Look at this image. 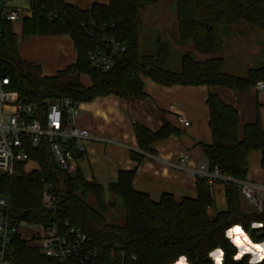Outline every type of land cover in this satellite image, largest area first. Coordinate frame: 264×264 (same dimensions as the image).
<instances>
[{
	"label": "trees",
	"instance_id": "obj_1",
	"mask_svg": "<svg viewBox=\"0 0 264 264\" xmlns=\"http://www.w3.org/2000/svg\"><path fill=\"white\" fill-rule=\"evenodd\" d=\"M158 2L109 0L108 4L94 2L81 8L65 0H32L33 15L21 21L22 37L69 35L77 50L76 62L52 76H43L39 65L20 57L14 22L0 18V73L8 78L7 89L39 105L41 113L48 100L62 97L90 102L116 95L145 101L144 78L162 86L207 85L233 90H245L264 80V64L238 76L228 73L224 58L218 56L225 47L224 34H242L249 28L264 32V0H175L176 42L187 49L181 55L179 71L168 68L171 47L162 37L155 40L154 53L142 52V14ZM104 34L124 50L114 52L113 44L103 40ZM97 48L118 56L109 69L96 67L89 59L88 51ZM192 52L211 57L198 60ZM82 76L90 79L89 87L82 84ZM207 105L211 142L199 145L209 172L218 168L233 179L217 180L225 184L226 211L209 214L214 203L209 175L197 174L195 198L176 200L164 193L154 201L134 188L136 169L121 170L106 194L104 185L85 177L79 155L68 170H61L44 142L29 150L38 168L26 171V164L20 163L13 174L0 175V194L10 198V217L16 225L68 221L86 233L90 246L96 248L93 264H174L181 255L191 264H214L209 254L217 248L224 253L222 264H249L250 253L234 259L239 247L226 233L239 225L252 244L264 243V210L246 212L237 186V181L247 179L251 152H260L264 171V125L258 119L241 130L238 110L216 93H209ZM134 132L138 152L133 151L132 157L138 162L144 154H155L157 142L179 134L171 123L156 132L136 123ZM45 191L56 200L53 210L44 205ZM118 204L125 209L121 225L110 217ZM254 223L260 227L253 228ZM11 245L16 264H58L19 232L13 235Z\"/></svg>",
	"mask_w": 264,
	"mask_h": 264
},
{
	"label": "crops",
	"instance_id": "obj_2",
	"mask_svg": "<svg viewBox=\"0 0 264 264\" xmlns=\"http://www.w3.org/2000/svg\"><path fill=\"white\" fill-rule=\"evenodd\" d=\"M65 1L81 8H87L94 2L109 3V0ZM21 28V22H14L20 57L39 65L43 76L55 75L76 62L77 50L69 35L23 38ZM81 82L85 87L91 85L87 76H82ZM144 91L148 95L145 101L108 95L90 102H80L78 122L90 131V138L85 143V153L78 156L79 166L88 180H96L104 185L106 194L108 186L117 180L121 170L136 169L134 188L148 194L154 201H159L164 193L172 194L176 200L195 198L198 167L208 162L199 143L211 142L207 105L209 93L218 94L225 103L238 110L241 130L258 119L264 125V91L256 86L245 90L207 85L162 86L150 78H144ZM180 117L187 119L189 124L179 122ZM136 123L154 132L164 124L171 123L179 134L157 142L154 145L155 154H144L143 160L138 162L132 157L133 151L138 152L134 132ZM184 153L190 157L188 166L175 168L173 163ZM260 159L258 151L249 155L247 179L258 183L264 182ZM212 194L214 203L209 210L212 213L226 211L225 184L215 181Z\"/></svg>",
	"mask_w": 264,
	"mask_h": 264
},
{
	"label": "built area",
	"instance_id": "obj_3",
	"mask_svg": "<svg viewBox=\"0 0 264 264\" xmlns=\"http://www.w3.org/2000/svg\"><path fill=\"white\" fill-rule=\"evenodd\" d=\"M20 1H25L26 4ZM31 1L0 0V18L21 22L26 17H31ZM103 40L112 43L116 53L124 50L123 46L107 34H104ZM113 55L114 53L109 54L99 48L88 51L93 65L104 70L111 67ZM8 83V78L0 73V171L13 174L16 164L35 162L29 150L44 142L48 143L55 164L61 170H68L75 155L85 153V143L90 138V131L78 122L80 102L70 97L48 100L45 109L40 113L39 105L21 98L18 92L7 89ZM255 86L264 91V80L258 81ZM179 122L189 124L184 117H180ZM189 162V155L184 153L173 166L184 169ZM197 174L209 175L211 192L215 181L233 180L231 176L222 174L218 168L209 172L208 162L198 167ZM237 186L242 197L256 211L264 210V182L245 179L237 181ZM43 201L47 209L55 208L56 200L47 191L44 192ZM9 204V196L0 194V264H16L11 240L15 233H20L21 226L26 224L16 225L9 215ZM34 226L38 229L29 239V243L58 264H93L96 259L97 250L90 246L89 236L71 226L68 221Z\"/></svg>",
	"mask_w": 264,
	"mask_h": 264
},
{
	"label": "rangeland",
	"instance_id": "obj_4",
	"mask_svg": "<svg viewBox=\"0 0 264 264\" xmlns=\"http://www.w3.org/2000/svg\"><path fill=\"white\" fill-rule=\"evenodd\" d=\"M20 2L22 4H26L24 3L25 1ZM142 20L144 24L141 39L142 52L145 54L154 53V42L158 37H162V39L169 42L171 47V56L168 68L172 71H179L181 55L187 49L180 46L176 42L177 21L175 16V0H159L158 4L148 6L143 11ZM15 28H17V26H15ZM223 39L225 47L223 52L218 54V56H222L224 58L226 63V71L228 73L238 76H245L249 69L258 68L264 64L263 31L249 28L245 33L242 34H238L237 32L224 34ZM192 54L195 55L198 60H201V58L203 59L205 57H211L210 55H202L197 52H192ZM35 168H38V164L35 162H29L25 166L26 171H30ZM242 200L243 208L246 212L255 211V209L247 202L245 198H242ZM112 212L113 213L110 215V217H112L113 220L111 219V222L118 225L123 224L125 214V209L123 206L118 204ZM209 214L213 213L209 210ZM36 229H38L37 226L23 224L20 229V234L27 239H31L33 234H35ZM248 236L249 235L247 234V237ZM241 250L242 246L239 247V252ZM246 253H250L253 259V253ZM187 264H191L188 259Z\"/></svg>",
	"mask_w": 264,
	"mask_h": 264
},
{
	"label": "clouds",
	"instance_id": "obj_5",
	"mask_svg": "<svg viewBox=\"0 0 264 264\" xmlns=\"http://www.w3.org/2000/svg\"><path fill=\"white\" fill-rule=\"evenodd\" d=\"M252 227H260V225L254 223ZM233 233H235L236 235L233 236ZM226 235L232 238L233 242L238 247L242 246V250L234 257V259L239 260L246 252H251L253 253V259L249 261V264H259V261L264 260V244H252L247 235L243 233L239 225L230 228L227 231ZM209 255L213 258L215 264H222L224 253L221 249L217 248ZM175 264H187V257L181 255L175 262Z\"/></svg>",
	"mask_w": 264,
	"mask_h": 264
},
{
	"label": "water",
	"instance_id": "obj_6",
	"mask_svg": "<svg viewBox=\"0 0 264 264\" xmlns=\"http://www.w3.org/2000/svg\"><path fill=\"white\" fill-rule=\"evenodd\" d=\"M114 60H117L118 59V56L117 55H113V57H112ZM69 83H71V84H75V82H73V81H71V82H69ZM0 175H4V172L3 171H0Z\"/></svg>",
	"mask_w": 264,
	"mask_h": 264
},
{
	"label": "snow or ice",
	"instance_id": "obj_7",
	"mask_svg": "<svg viewBox=\"0 0 264 264\" xmlns=\"http://www.w3.org/2000/svg\"><path fill=\"white\" fill-rule=\"evenodd\" d=\"M238 231V230H237Z\"/></svg>",
	"mask_w": 264,
	"mask_h": 264
}]
</instances>
